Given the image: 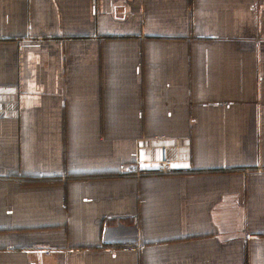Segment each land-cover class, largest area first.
I'll return each instance as SVG.
<instances>
[{
  "label": "crops",
  "instance_id": "1",
  "mask_svg": "<svg viewBox=\"0 0 264 264\" xmlns=\"http://www.w3.org/2000/svg\"><path fill=\"white\" fill-rule=\"evenodd\" d=\"M0 264H264V0H0Z\"/></svg>",
  "mask_w": 264,
  "mask_h": 264
},
{
  "label": "built area",
  "instance_id": "2",
  "mask_svg": "<svg viewBox=\"0 0 264 264\" xmlns=\"http://www.w3.org/2000/svg\"><path fill=\"white\" fill-rule=\"evenodd\" d=\"M154 140L157 142V143H161L162 141H165L166 138L165 136H156L154 138ZM164 147V146H162ZM166 150V152H168V148H163V150ZM172 160L169 158L168 154H163L162 153V157L161 159L159 160V168L161 169V171L165 172V173H168V172H173V171H178V169H175L172 167Z\"/></svg>",
  "mask_w": 264,
  "mask_h": 264
},
{
  "label": "rangeland",
  "instance_id": "3",
  "mask_svg": "<svg viewBox=\"0 0 264 264\" xmlns=\"http://www.w3.org/2000/svg\"><path fill=\"white\" fill-rule=\"evenodd\" d=\"M142 63H140V65H141ZM158 136V135H157ZM161 136H166V135H161ZM173 174H177V173H171V172H169V173H163L162 175L163 176H167V175H173Z\"/></svg>",
  "mask_w": 264,
  "mask_h": 264
}]
</instances>
